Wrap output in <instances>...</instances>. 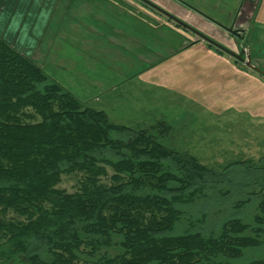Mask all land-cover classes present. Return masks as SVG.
<instances>
[{
    "label": "trees",
    "instance_id": "1",
    "mask_svg": "<svg viewBox=\"0 0 264 264\" xmlns=\"http://www.w3.org/2000/svg\"><path fill=\"white\" fill-rule=\"evenodd\" d=\"M159 114L116 122L0 35V264H264V156L204 164Z\"/></svg>",
    "mask_w": 264,
    "mask_h": 264
},
{
    "label": "rangeland",
    "instance_id": "2",
    "mask_svg": "<svg viewBox=\"0 0 264 264\" xmlns=\"http://www.w3.org/2000/svg\"><path fill=\"white\" fill-rule=\"evenodd\" d=\"M16 26L36 31L35 63L112 120L178 116L177 145L214 167L264 156V0H0V35Z\"/></svg>",
    "mask_w": 264,
    "mask_h": 264
},
{
    "label": "crops",
    "instance_id": "3",
    "mask_svg": "<svg viewBox=\"0 0 264 264\" xmlns=\"http://www.w3.org/2000/svg\"><path fill=\"white\" fill-rule=\"evenodd\" d=\"M55 2V0H54ZM21 18V16H19V19ZM17 27L14 28L13 30L9 31V29L7 31L10 32L9 34V41L10 43L15 47L17 48L21 53H23L24 55H26L27 57H29L30 59H36L38 58L37 56V53H36V50L37 48L35 47L37 44L34 43H30L29 42V39L30 37L32 36V34L36 31H34V28L29 26V28L26 30V31H23V29H20L18 28V32L17 31ZM15 32L17 33V36L15 38L17 39H11ZM33 36H40V33H36L35 35ZM35 47V48H34ZM214 49V48H213ZM213 52H218L217 50L214 49ZM220 54V52H218ZM221 55H223V53H221ZM87 67V66H86ZM96 68H102V66L100 65H97L95 66ZM93 68V66H92ZM87 69H90L89 67ZM100 77L99 78H95L96 80H100V81H103L102 78H101V75H99Z\"/></svg>",
    "mask_w": 264,
    "mask_h": 264
},
{
    "label": "water",
    "instance_id": "4",
    "mask_svg": "<svg viewBox=\"0 0 264 264\" xmlns=\"http://www.w3.org/2000/svg\"><path fill=\"white\" fill-rule=\"evenodd\" d=\"M215 44L217 45V43H215ZM235 56H236V55H235ZM236 57L239 58V56H236ZM239 59L244 61V59H243L242 57H240ZM246 63H247L249 66L254 67V66L251 65L250 61H246Z\"/></svg>",
    "mask_w": 264,
    "mask_h": 264
},
{
    "label": "flooded vegetation",
    "instance_id": "5",
    "mask_svg": "<svg viewBox=\"0 0 264 264\" xmlns=\"http://www.w3.org/2000/svg\"><path fill=\"white\" fill-rule=\"evenodd\" d=\"M242 61V60H241ZM243 62V61H242Z\"/></svg>",
    "mask_w": 264,
    "mask_h": 264
}]
</instances>
